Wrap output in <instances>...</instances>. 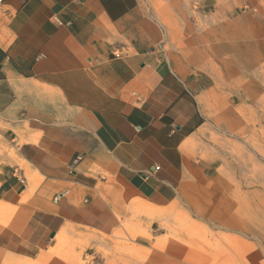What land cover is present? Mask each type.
I'll return each mask as SVG.
<instances>
[{
    "label": "crops",
    "instance_id": "1",
    "mask_svg": "<svg viewBox=\"0 0 264 264\" xmlns=\"http://www.w3.org/2000/svg\"><path fill=\"white\" fill-rule=\"evenodd\" d=\"M158 41L140 0H0V264L151 231L205 171V79Z\"/></svg>",
    "mask_w": 264,
    "mask_h": 264
},
{
    "label": "rangeland",
    "instance_id": "2",
    "mask_svg": "<svg viewBox=\"0 0 264 264\" xmlns=\"http://www.w3.org/2000/svg\"><path fill=\"white\" fill-rule=\"evenodd\" d=\"M140 1L164 62L205 79L198 102L206 123L189 150L206 168L153 230L63 232L55 261L264 264V0H222L219 12L208 0Z\"/></svg>",
    "mask_w": 264,
    "mask_h": 264
},
{
    "label": "bare ground",
    "instance_id": "3",
    "mask_svg": "<svg viewBox=\"0 0 264 264\" xmlns=\"http://www.w3.org/2000/svg\"><path fill=\"white\" fill-rule=\"evenodd\" d=\"M186 7H188V3L190 2L189 0H186ZM208 2L210 3V5L212 6V8L214 9V11L219 12L221 10H223L225 8L224 4L222 3V0H208ZM173 3V2H172ZM168 7V6H167ZM174 7V6H173ZM178 7V6H177ZM184 11V10H183ZM163 13V12H162ZM189 15H194V13H189ZM184 20L187 22V18H186V13L183 15ZM189 20V19H188ZM234 33V32H233ZM237 58V57H236ZM247 60V59H246ZM238 65V64H237ZM245 66V65H244ZM243 66V68H244ZM247 70V68H246ZM248 130V129H247Z\"/></svg>",
    "mask_w": 264,
    "mask_h": 264
}]
</instances>
